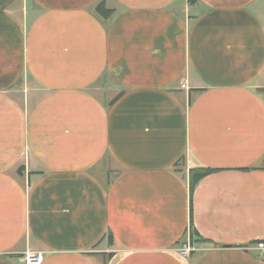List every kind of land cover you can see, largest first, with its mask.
<instances>
[{"label":"crops","instance_id":"1","mask_svg":"<svg viewBox=\"0 0 264 264\" xmlns=\"http://www.w3.org/2000/svg\"><path fill=\"white\" fill-rule=\"evenodd\" d=\"M257 242L264 0H0V264H264Z\"/></svg>","mask_w":264,"mask_h":264},{"label":"trees","instance_id":"2","mask_svg":"<svg viewBox=\"0 0 264 264\" xmlns=\"http://www.w3.org/2000/svg\"><path fill=\"white\" fill-rule=\"evenodd\" d=\"M96 13L103 19L108 20L114 14L112 9H109L106 6L105 2L100 3L96 8ZM24 168L19 169V174L21 175ZM216 170L211 168H199V169H192L190 171V190L191 194H193L196 186L198 183L203 180L205 177L209 176ZM191 238L193 242H201L203 239L199 236V233L192 228L191 230ZM258 243V242H257ZM259 244V243H258Z\"/></svg>","mask_w":264,"mask_h":264},{"label":"built area","instance_id":"3","mask_svg":"<svg viewBox=\"0 0 264 264\" xmlns=\"http://www.w3.org/2000/svg\"><path fill=\"white\" fill-rule=\"evenodd\" d=\"M257 248L264 250V242L257 244ZM178 252L181 256L188 257L194 252V248L190 242H187L178 248ZM41 258L40 254H30L25 257V261L27 264H40Z\"/></svg>","mask_w":264,"mask_h":264},{"label":"rangeland","instance_id":"4","mask_svg":"<svg viewBox=\"0 0 264 264\" xmlns=\"http://www.w3.org/2000/svg\"><path fill=\"white\" fill-rule=\"evenodd\" d=\"M103 82L98 83L96 86H94V90H96L98 93L100 91H103L105 88L102 89Z\"/></svg>","mask_w":264,"mask_h":264}]
</instances>
